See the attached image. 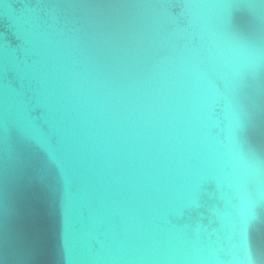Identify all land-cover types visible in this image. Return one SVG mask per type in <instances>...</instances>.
Masks as SVG:
<instances>
[{"label":"water","instance_id":"95a60500","mask_svg":"<svg viewBox=\"0 0 264 264\" xmlns=\"http://www.w3.org/2000/svg\"><path fill=\"white\" fill-rule=\"evenodd\" d=\"M0 264H264V0H0Z\"/></svg>","mask_w":264,"mask_h":264}]
</instances>
